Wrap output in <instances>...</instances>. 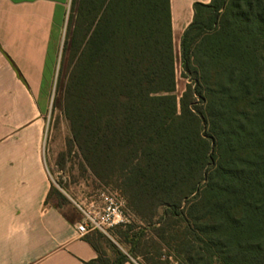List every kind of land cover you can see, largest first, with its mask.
<instances>
[{"label": "trees", "instance_id": "1", "mask_svg": "<svg viewBox=\"0 0 264 264\" xmlns=\"http://www.w3.org/2000/svg\"><path fill=\"white\" fill-rule=\"evenodd\" d=\"M71 4L67 145L146 226L131 255L166 247L181 264H264V0L195 4L180 39V100L170 0ZM124 226L115 240L136 227ZM85 238L98 253L85 264L131 261Z\"/></svg>", "mask_w": 264, "mask_h": 264}, {"label": "crops", "instance_id": "2", "mask_svg": "<svg viewBox=\"0 0 264 264\" xmlns=\"http://www.w3.org/2000/svg\"><path fill=\"white\" fill-rule=\"evenodd\" d=\"M170 0L173 39L197 3ZM72 0H0V264H85L98 257L82 216L48 202L49 96ZM178 86V85H177ZM125 264H135L134 261Z\"/></svg>", "mask_w": 264, "mask_h": 264}, {"label": "rangeland", "instance_id": "3", "mask_svg": "<svg viewBox=\"0 0 264 264\" xmlns=\"http://www.w3.org/2000/svg\"><path fill=\"white\" fill-rule=\"evenodd\" d=\"M70 6H72V4ZM69 16L70 8L68 9L65 26L63 28L61 49L59 50L58 72L55 76V85L49 96L50 103L46 115L44 145L46 150V160L49 167V177L53 183L49 201L54 206L65 208L68 214L74 213L82 216L79 207L93 211L91 204L94 203L95 205H101L104 200L102 197L103 192L106 194H114L124 202L127 216L126 226L134 225L136 227L130 232V236L126 241L124 239L118 241V239L115 240L112 237L117 230L115 227H111L107 233L97 230L93 231L88 234L89 240L96 245L102 253L111 257V260L117 258V252H122L129 258V260L134 261L135 264H147L146 260H149L150 258H153V263L155 264H181L176 258L174 252L166 247H162L160 251L156 252V250L154 251L146 246L143 250L147 252V255L134 259L130 253L131 244L129 241L132 239L133 233H135L138 235L135 241L138 242L140 237H142V231L140 229L146 228V226L133 217L128 209L125 198L117 191L116 187L114 185L102 184L96 180L93 177V174L85 167L77 149L67 145V142L71 138V131L63 111L61 100L65 84V78L64 76L61 77V73L63 70V51L66 44ZM173 46L175 53V72L177 76L176 81L178 85L176 95L180 100L185 91L188 79L184 78L182 75L180 39H173ZM178 111H180L179 106ZM159 214L162 216L163 210H161ZM126 226L122 228L124 231L128 230ZM147 231L152 233L151 230L147 229ZM145 238L146 237H143L142 240Z\"/></svg>", "mask_w": 264, "mask_h": 264}, {"label": "built area", "instance_id": "4", "mask_svg": "<svg viewBox=\"0 0 264 264\" xmlns=\"http://www.w3.org/2000/svg\"><path fill=\"white\" fill-rule=\"evenodd\" d=\"M104 198L101 205L91 204L93 211L81 207L82 220L77 225L80 235H86L93 231L107 233L111 227H117L127 223L124 202L114 194L102 193Z\"/></svg>", "mask_w": 264, "mask_h": 264}]
</instances>
